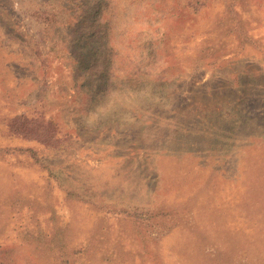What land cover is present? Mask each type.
<instances>
[{
  "label": "rangeland",
  "instance_id": "rangeland-1",
  "mask_svg": "<svg viewBox=\"0 0 264 264\" xmlns=\"http://www.w3.org/2000/svg\"><path fill=\"white\" fill-rule=\"evenodd\" d=\"M0 264H264V0H0Z\"/></svg>",
  "mask_w": 264,
  "mask_h": 264
},
{
  "label": "trees",
  "instance_id": "trees-1",
  "mask_svg": "<svg viewBox=\"0 0 264 264\" xmlns=\"http://www.w3.org/2000/svg\"><path fill=\"white\" fill-rule=\"evenodd\" d=\"M164 85V84H163ZM160 91H163V89H160Z\"/></svg>",
  "mask_w": 264,
  "mask_h": 264
}]
</instances>
